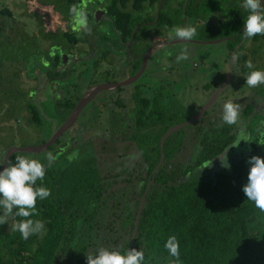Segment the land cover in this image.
<instances>
[{"label":"trees","instance_id":"16d2710c","mask_svg":"<svg viewBox=\"0 0 264 264\" xmlns=\"http://www.w3.org/2000/svg\"><path fill=\"white\" fill-rule=\"evenodd\" d=\"M81 1L64 0L69 9L79 6ZM105 2L114 27L128 41L137 25L157 19L161 0ZM144 2L156 12L155 16L145 10ZM189 4L184 12L192 18L193 8ZM168 7L166 4L158 14L157 25L165 31L176 25L172 23L174 20L170 18ZM6 13L7 10L2 11V14ZM140 13L146 17L142 19ZM242 15L240 12L231 17L229 32L218 38L239 32L247 18ZM236 19L238 23L234 26L232 22ZM205 28L211 29L209 25ZM260 37L258 34L253 38L258 40ZM243 53L242 49L237 53V65L244 73L246 59ZM253 90L264 98V85ZM137 91L139 107L132 111L135 118L132 117L133 129H130L137 133L136 137L144 140L145 145L133 146L124 130L128 127L125 123L130 121L121 124V119L113 115L111 118L116 117L115 121L112 120L115 134L104 139L103 136L93 138L99 141L92 151H87L83 143L62 149L58 160L56 158L55 163L47 168L43 181L38 180L36 185L51 190L47 199L37 200L39 215L30 217L44 222V234L33 235L25 241L10 227L22 218H10L8 224L0 225V264H75L74 261H79L75 256L77 247L82 244L81 248L87 249L92 240L99 248L118 249L126 254L142 197L150 182L152 186L132 248L144 252V264H170L175 259L164 247L171 236L179 242L182 264H264V212L248 201L242 192L251 167L248 159L252 156L264 158V106L255 113L257 104L249 100L240 122L233 126L222 123L221 118L219 121L211 118L210 114L217 110V105L212 106L204 119L168 138L164 146V163L154 173L162 157L164 135L173 126L187 120L180 123L163 121L164 99L160 100L156 93L150 94L143 89ZM75 105L76 101L69 102L58 105V109L65 108L68 116ZM121 106H125L124 103ZM29 110L31 120L40 118L41 113L33 105H29ZM155 115L158 119L154 118ZM152 136L157 138L154 143ZM109 140H114V148L121 145V149L111 151ZM237 143L239 146L234 147ZM225 152L230 167H222L221 161L213 165L212 161ZM16 155L23 154H14L11 162L15 163ZM118 210L121 212H115ZM81 211L84 215L79 214ZM101 215L103 220L95 222ZM86 224L89 231L97 232L94 238L88 239L84 235ZM116 224L117 235L110 236ZM109 226H112L109 233L103 234L101 230L109 229ZM98 238L97 243L95 239Z\"/></svg>","mask_w":264,"mask_h":264},{"label":"rangeland","instance_id":"374dc122","mask_svg":"<svg viewBox=\"0 0 264 264\" xmlns=\"http://www.w3.org/2000/svg\"><path fill=\"white\" fill-rule=\"evenodd\" d=\"M86 1L87 0H84L83 4L87 9L89 7H86ZM197 1L191 0L189 4L191 8H193V11H191L192 21L190 25L196 27L198 24L195 23L194 25V22H197V18H199L198 22H204L203 20L206 21L208 15L213 16L214 22H210L209 24V28L211 29L206 28V30L204 31L203 29V31L204 34H207L209 37H213L218 41V36H223L225 33L229 32L230 18L237 16V14H240L241 9L243 8V0ZM210 1H212V4H210ZM46 3L51 5H46ZM173 4L175 5L171 9L170 18L175 21L172 22L176 24L175 26H180L182 25L183 17L185 15L184 8L182 5H179L176 1H173ZM143 6L146 11L149 12L151 10L153 12V9H151L152 7H150L149 4L144 2ZM193 6H196L197 9ZM69 8L70 6L66 2H64V0H0V171L3 167L4 158L8 149L13 147L26 148L40 146L42 145V143L47 142L49 140L48 138L50 137V135H52L53 123L55 121H58L59 123L60 121L63 122L67 120L68 111L65 108L60 111H57L55 102H51L50 99V97H52L55 92L56 94L54 97L56 98L59 93V90H53V87L45 85V82H42L44 80L41 77L42 73L38 75V71H47L44 67V63L47 62L49 64L54 61L51 54L50 46H53L54 48L55 43L66 39L62 38L59 33H55V29L57 16H61L65 13V11L70 12ZM6 10H9L11 12L10 16L7 13L2 14V11ZM140 14H142V19L146 17V15H144L146 14L145 11L144 14ZM153 22L158 21L155 20ZM107 23L109 22L107 21ZM237 23V19L232 22L234 26ZM141 24H143V22H141ZM64 25H66L65 22ZM170 28H172V26ZM107 29H109L107 31L110 32V37L107 39L106 43L108 46L107 49H110L112 44L115 43V39L112 40L110 38H114L115 34L113 33L112 29ZM143 29V27H140V30L138 32L140 33V35L137 37L136 41L141 39L143 35ZM154 32L156 33V35H160L159 30L156 26H154L151 30V33ZM226 38L227 37H222L221 39ZM214 39L212 40L216 41ZM171 41L174 42L175 40H170L168 42L170 43ZM262 43L263 45H260L261 49H257L256 51V47L259 45V42L255 43L254 45H245L242 41V50L244 52L243 54L245 55L246 62L250 60L252 62L253 67L250 69L246 66V70L244 73L240 69L239 71L237 70L234 76L233 84L236 81L237 84L239 83V87L246 86L244 87V89L247 88L246 91H248V88H250L245 84V78L247 77V75L250 74L251 71H264V41ZM185 47L188 49L189 59L182 61L183 63L180 64L181 66L179 65L177 67L176 57ZM58 48L60 47L56 45V49ZM114 49L115 48H112V50L110 51L116 54ZM170 49L171 48L164 49V53L166 50L167 55L165 56V58H163V61L161 62V67L163 73H165V68H173L172 74H166L164 77L161 78V80L156 79L157 81L155 82V85H153V83L151 82L148 83L147 80L142 82L141 84L138 83L137 85H134V88L126 89L127 93L129 94L128 97H125L122 93H117L114 91L108 92L110 93V95H108L109 100L104 103H106L105 106L108 108L107 110L114 108V113L112 110V116L116 115V117H124V119L125 117L127 119H129V117L135 118L132 114V111L139 107V98H137V90L142 89L146 90L150 94L156 93L157 96H159L160 100L164 99L166 104L165 108L163 109L164 114L161 118H163V121L166 122L172 121L180 123L185 120H189L203 108L205 103H207L210 99L209 97L213 93H215V91H217V89H213L215 86L213 82L215 83L214 77L216 72L214 71L213 73H208V67L210 65H215L217 69H219V64L221 62L219 63L217 60L222 55L221 48H217L216 45H209L204 48L198 45L190 47L186 44V46L180 45V47L178 48L179 51H177L175 54L173 52H170ZM169 52L173 55L172 64L170 63L171 58ZM112 57H114V55L111 53V55L108 57L109 59L107 58V60L110 64V69L108 70L113 71H108L105 75L99 74V72L105 71L104 66L96 65L94 67V64L92 62V64L90 62L87 65L85 64L86 67H84L83 65H79L76 68V71L78 74L81 72L83 74H87L91 73L93 69L95 73L97 72L98 75H100V80H102V78L108 77L110 74L111 78H115V80L117 81L119 79V77L117 79L118 71L115 68V61L112 59ZM116 57H118V54ZM109 61H113V63ZM102 64L104 63L102 62ZM189 68L191 70H189ZM73 76H75V73H72V80H74V83L79 85V87L84 85V83L80 84L81 80L79 78H73ZM70 77L71 76L67 78ZM204 79L205 81L209 82V86H207L208 88H211L212 86V88L210 89L212 90L211 93L209 91H202L201 89H194L191 86L194 85L196 82L203 81ZM117 84H121V82ZM216 84L219 85V83ZM40 86H42V88L37 89V87ZM44 87L46 88L44 89ZM228 88L230 89V87ZM66 89L64 88L65 94L61 101L64 102L63 104L67 103V101H69V99H71L73 96V87H70L68 85ZM225 91L227 92L228 90ZM236 92L238 91L236 90ZM105 93L107 94V92ZM228 94L229 96H231V100L237 98V96L233 97L232 93ZM249 95L250 92L247 94V96ZM121 103H124L125 106H121ZM29 105H33L36 109L39 110V112L41 113L40 118H38L37 120H31L32 113L29 110ZM239 106L243 108V106ZM107 110H100L99 115L96 116L98 119L96 117L94 118L95 122H99V127L103 128L104 130L99 129V127H96V125L90 126V131L93 133L94 137L99 133L102 134L103 132L104 134L100 136L106 137L115 134V128L109 126L110 113ZM221 112L222 111H220V113ZM262 114L264 113L262 112ZM88 115L89 114L86 113V117ZM221 115L222 113L220 114V117ZM214 116L215 115L213 114L211 118H213ZM116 117H113L112 120H115ZM154 118L158 119V116L155 115ZM124 119L121 118V124H124L122 122V120ZM78 121L79 119L77 120V122ZM80 121H83V119H81ZM77 125L78 124H76V126ZM157 128H161V126L158 127L157 125ZM124 130L126 131L125 137H127L128 141L131 140L133 146L145 145V142L144 140H142L141 137H136V132H132L130 128H124ZM187 131L188 130H186L185 132ZM69 134L70 133H68L66 135V138L63 139V143L61 145L55 146L53 150H47L40 153L26 152L17 154H23L30 159H37L41 163L46 165L47 161L45 157L47 153L51 152L58 160L59 157L57 156L59 152H62L60 149L68 148V146H66V140H68L67 138H70V136H72V134ZM152 140V142L154 143V141H157V138L155 136H152ZM98 141V139H92L90 144L87 143L85 145V149L87 151H92V148H94V145L96 146ZM113 142L114 140H109L108 145H111V151L114 152L115 150L118 151L119 149H121V145L119 146L120 148L118 147V149L114 148ZM188 144V147L191 146L190 142ZM212 164L217 165L218 162ZM64 166H66V164H63V167ZM84 211H81L79 214L84 215ZM115 212L120 213L121 211L118 210ZM98 217L99 218H96L95 222H98V219L103 218L102 215ZM85 218L87 219V217ZM115 219L116 218H114V220ZM105 221L106 223H109V220ZM111 222H113V219H111ZM110 227L112 226H109V229L103 228L101 232H103V234L106 232L109 233ZM112 229L109 235L111 236L112 234L114 235V237H116L118 225L116 224ZM83 233L88 237V239H91L94 238V233L97 232L92 233L91 231H89V225L86 224ZM95 241L98 243L99 238L95 239ZM93 243V240L90 241L88 244L89 247L87 249L81 248L83 247L82 244L80 245L81 247H77V253L75 254V256L80 262L74 261L75 264L77 262H79L78 264H87L86 255L89 253H95L96 250L99 249V246L93 245ZM63 260L68 261L65 258Z\"/></svg>","mask_w":264,"mask_h":264},{"label":"flooded vegetation","instance_id":"af4514ba","mask_svg":"<svg viewBox=\"0 0 264 264\" xmlns=\"http://www.w3.org/2000/svg\"><path fill=\"white\" fill-rule=\"evenodd\" d=\"M163 1L167 2L166 4H167V6H169L168 7L169 9L173 8L172 7L173 1L179 2L178 0H163ZM86 2H87L86 7H89V8H87V9L85 8V6L83 4L84 0H82L80 5L78 6V10L84 11L86 13L87 24H88V28L90 29V32H87L82 28L77 30V31H74L73 30V24H72V16L70 15V12L65 11V13L62 14L61 16H57L56 29H55L56 32L55 31L54 32L57 34L59 33L62 38H66V39L61 40L62 42L59 41V42L55 43L54 48H53V46H50L51 54H52L54 61H52L49 64L47 62L44 63V65H45L44 67L46 68V70L48 72L47 71H45V72L38 71V75H40V73H42L41 77H42V79H44L42 82H45V85L53 87V90H55V89L59 90V93L56 96V98L54 97L56 92L52 95V97H50L51 102H53V101L55 102V105L57 107V111L64 109V108L58 109V105H64L63 104L64 102H61L63 97H64V94H65L64 88L66 89V87L68 85L70 87H73V96L65 104H69V102L76 101V105L72 109L71 113L67 116V119L72 115L75 108L78 106L80 100L83 99V97L88 92H90L92 89H94L95 87L100 86L103 83H108V84H117L119 82L122 83V82H125L127 80H131L133 77H135L137 74H139L141 72V69L143 66L142 64H144V60H145V59H143V57L145 58V56H147L146 53H147L148 49L150 48V46H149V48L145 50L144 54H140V55L135 54V49L138 46V41H136V37H137V35H140V33H138V34H136V37L134 39L135 45H133L132 49H130V42L132 41V38L134 36L136 29L138 28V30H139L141 24H139L135 27V30L133 32L132 37L130 39H128V41H125L123 34L121 32H118L113 25L112 18L107 12L105 0H87ZM174 5L175 4H173V6ZM164 6L163 7L160 6V3L158 5V10H157V16L158 17L156 19L157 21H159V18H160L158 14L161 12V10L164 8ZM262 6H264V1L262 3ZM166 11H168V9ZM148 13H149V15H151L153 17V16H155L156 12H154V10H153L152 13L150 11ZM7 14L10 16L11 12L9 10H7ZM209 20L213 21V17ZM107 21L109 23H107ZM64 22L66 25H64ZM207 23H208V21L203 22L204 25H208ZM157 24H158V22H151V23H147V24L142 25L144 28L143 32L145 35L144 40L146 39V41H150V39H152L151 30L154 26H156L158 28V30H160V31L162 30V27H160ZM197 24H198L197 25L198 29L199 28L202 29L203 24L201 25L198 22H197ZM107 28L112 29L113 33L115 34L114 38H110L112 40L115 39V41H114L115 43H113L112 46L110 43L111 47H110V49L108 48L109 50L107 49L108 46H107L106 42H107V39L110 37V32L107 31V30H109ZM155 42H157V41H155ZM157 43L159 44V43H161V41L157 42ZM56 45H58V47H60V48L56 49ZM112 48H115L114 51L116 54H114L113 52L110 51V50H112ZM118 48L120 50H118ZM139 49L142 51L143 48L140 47ZM161 50H163V48ZM111 53L114 55V57H112V59L115 61V68L118 71L117 72L118 73L117 79H118V77H119V79L116 81L115 78H111V75L109 74L108 77L102 78V80H100V75L101 74L105 75L109 71L108 69H110V67H109L110 64L108 63L107 58L111 55ZM117 54H118V57H116ZM56 62H57V64H56ZM89 62L90 63L92 62L94 64V67L96 65H103L105 71L99 72L100 75H98L97 72L95 73L93 69H92L91 73L83 74L81 72L78 74L76 71L77 70L76 68L79 65H83L84 67H86L85 64L87 65ZM102 62L104 64H102ZM109 62L113 63V61H109ZM182 63L183 62H181V64ZM195 66H196V64H195ZM135 68L136 69L138 68V69L135 71L134 70ZM189 70H191V69L189 68ZM112 71H109V72H112ZM171 72H173V70H171ZM72 73H75V76H73V78L76 77V78H79L81 80L80 84L84 83V85L82 84L83 86L79 87V85H77L76 83L73 82L74 80H72ZM169 74H171V73H169ZM69 76H71V77L67 78ZM138 81H136L135 83L128 84L124 87L126 89L134 88V85H137L138 83H140ZM38 84H39V82H38ZM41 88H42V86L37 87V89H41ZM45 88L46 87H44V89ZM125 88L119 87L117 89H113L110 91L122 93V94H124L125 97H128L129 94L127 93V90ZM122 89L124 91H122ZM106 92H107V94L105 93V91L104 92L102 91L96 95H93L91 98L87 97L88 100H87L85 106L79 112V114H78L75 122L73 123V125L67 131H65L57 139L55 144L51 147L61 145L63 143V139L66 138V135L68 133L72 134V136H70V138H67L68 140H66L67 141L66 146H69V147L73 146V145L74 146L79 145V144L81 145V143H83L84 145H86L87 143L90 144L91 140L93 138H96L97 136L100 137V135L104 134V132L102 134L99 133L98 135H96L94 137L93 133L90 131V126L96 125V127L97 126L99 127V122H95L94 118L99 115L100 110L105 111L108 109L105 106L106 103H104V102H107L109 100L108 95H110V93H108V91H106ZM211 96L209 98H211ZM77 97H78V100H76ZM119 98H121V97H119ZM119 98H118V100H119ZM102 100H103V103H102ZM217 104L218 103H215L213 106H216ZM205 105H206V103H205ZM100 108H102V109H100ZM112 110H113V108L107 110L110 113L109 126L115 128L113 125L112 118H111L112 114H113ZM86 113L89 114L87 117H86ZM206 113H205V115H206ZM125 115H126V113H125ZM125 115H123V116H125ZM121 118L124 119V117H121ZM78 119H79V121L77 122ZM81 119H83V121H80ZM122 121L123 122L130 121L129 123H125V127L127 124L128 129L129 128L133 129V118L129 117V119H127L125 117V119ZM65 122H66V120L63 122L60 121L59 123H58V121H55L53 123V129H52L53 132H52V135H50V137L48 138L49 140L47 142H49L53 138L54 134L64 125ZM93 123H96V124H93ZM76 124H78V125L76 126ZM99 129L104 130L101 127H99ZM106 137H109V136H106ZM106 137L103 136V139ZM47 142L42 143V145L46 144ZM51 147H49L48 150H50ZM62 149H60V150H62ZM66 149L67 148H64L63 150H66ZM51 150H53V149H51ZM219 161H221V160H219ZM1 234H2V232H1V228H0V252H1V247H2L1 246V236H2Z\"/></svg>","mask_w":264,"mask_h":264},{"label":"clouds","instance_id":"9594fccd","mask_svg":"<svg viewBox=\"0 0 264 264\" xmlns=\"http://www.w3.org/2000/svg\"><path fill=\"white\" fill-rule=\"evenodd\" d=\"M242 7L249 13L243 21L242 35L245 39H251L256 35H264V6L261 0H243ZM72 16L73 30L84 29L90 32L87 24V16L84 11L78 10V6L70 9ZM197 34L195 27L188 25L173 26L168 32L169 40L189 42ZM189 59L188 49L185 47L177 55V63ZM235 60L236 57L234 56ZM248 68H252V62H246ZM245 84L250 87L264 85V72L251 71L245 78ZM221 121L229 126L237 125L240 122V106L228 101L223 105ZM237 143L234 147H238ZM47 165L37 159H30L25 155H16L15 163L9 161L7 167L0 171V225L8 224L10 218L20 217L22 219L14 222L10 227L18 231L21 238L27 241L33 235L44 234V222L34 220L30 217L39 215L37 211V200L47 199L51 190L43 186H36L37 181H43L47 168H50L56 160L51 153L46 154ZM251 165L248 171L247 183L243 186L242 192L247 200L255 207L264 212V158L252 156L247 161ZM222 167H230L226 155L221 159ZM170 257L175 259L170 264H182L180 261L179 242L175 236L168 238L164 245ZM144 252L136 249L128 250L122 254L118 249L108 250L100 247L95 253L86 255L87 264H144Z\"/></svg>","mask_w":264,"mask_h":264},{"label":"crops","instance_id":"0c3cea01","mask_svg":"<svg viewBox=\"0 0 264 264\" xmlns=\"http://www.w3.org/2000/svg\"><path fill=\"white\" fill-rule=\"evenodd\" d=\"M201 1H205V0H201ZM190 2H191V0H179L178 4L182 5L183 8H184V11H186V9H187L186 7H187V5ZM166 3H167L166 1L163 2L162 3V7ZM172 7H173V4H172ZM150 12L152 13L151 10H150ZM240 12L243 14L242 16L244 18L247 17V14H249L244 8H242ZM169 14L171 15V12ZM212 17L213 16H211V15H209L207 17L206 21H208V23H207L208 25L210 24V22H213V21L209 20ZM223 17H226V16H223ZM189 18L185 14L184 17H183L182 25H180V26L186 27V26L190 25L192 20H191V18L190 19ZM195 20H196V18H195ZM198 20H197V22H198ZM213 20H214V18H213ZM206 21H204V22H206ZM197 22H194V25ZM198 23H200L201 25L203 24V22H200V21ZM142 25L143 24H141L140 27H143ZM205 26H207V25L203 24L202 25V29L201 28L198 29V27L196 26L197 27V34H196V36L194 37V39L192 41L184 42V41L175 40L174 42L171 41V42H173L172 45H165L164 44L165 42L170 41L168 39L169 29H168V31H164V29H162L161 31L159 30L160 35H156L155 32L152 33V39H150V41H146V39L144 40L145 35H144V32L142 31L143 35H142L141 39L138 40V46L135 49V54H139V55L140 54H144L145 50L148 49L149 46H150V48L148 49V51L146 53L147 54L146 62L144 64L143 70H141L142 74L140 75V77L138 79L139 81L138 80L137 81L140 82L139 84H141L142 82L148 80V83L151 82V83H153V85H155V82L157 81L156 79L161 80L162 77H164L166 74L170 73L171 70H173V68H165V73H163V71H162V67H161V62L163 61L162 58L163 57L165 58V56L167 55V51L166 50H165V53H164V49L165 48H167V49L171 48L170 52H173L175 54L177 51H179L178 48L180 47V45L186 46V44H187L190 47L194 46V45L195 46L198 45V46H202V48L207 47L209 45H216L217 48H221V54H222L221 57H220L221 61H220V58L217 60L219 63L220 62L221 63L219 64V69H217V67L215 65H210L208 67V73H213L214 71L216 72L215 77H214L215 83L213 82V84H215V86H214L213 89H217V91L219 89H221V87H224V89H223L222 92H220L218 94V96L216 98V102L215 103H218L217 104V110L214 113H212L211 116L214 114L215 115L213 117L214 120L217 119L219 121L220 120L219 118H221L220 114L222 113V112L220 113V111H222L223 105L226 102L231 101V102H233V103H235L237 105L243 106V108L240 107L241 108L240 109V118H241V114H242V112H243V110L245 108L244 106L251 99H252L251 101H253L254 104H255V102L257 104V108H256L255 113L260 112L262 107L264 106V98H262L261 96H257L258 93L255 90H253L254 88H248L249 90L246 91L247 88L244 89V87H246V86L239 87L238 86L239 83L237 84L236 81H235V83L233 84V81H234V76H235L237 70L239 71V69H240V65H238V68H237V53L243 47L242 41H243V43L245 45H250V44L254 45L255 43L259 42V45L256 47V50L257 49L259 50V49H261L260 45H263L262 42L264 41V36L260 35L261 37L258 38V40H255L254 38L245 39L243 37V35H242L243 28H241L239 30V32H237L235 34L234 33L230 34L229 36H225V37H227L226 39L217 38V39H219V41H218V40L214 39L213 37H209L207 34L206 35L204 34V31L206 30ZM203 29H204V31H203ZM139 30H140V28H139ZM139 30L137 31L136 34H138ZM233 31H234V29H232V32ZM138 36L139 35H137V37ZM137 37H136V39H137ZM240 37H242V39H240ZM212 39H214L216 41H213ZM155 41H157V42L161 41V43L158 44ZM134 42L135 41H133V43L130 42V45L132 44V47H133V45H135ZM132 47H130V49H132ZM140 47L143 48L142 51L139 49ZM162 48H163V50H161ZM118 50H120V49L118 48ZM170 52H169V55H170V58H171L170 63L172 64L173 55H172V53L170 54ZM212 56H215V55H212ZM234 56L236 57L235 60L233 59ZM181 62L176 63V66L178 67L181 64ZM231 70H232V72H231ZM171 74H172V72H171ZM151 80H153V81H151ZM216 83H219V85H217ZM208 84H209V82L205 81V79H204L203 81L196 82L194 85H191V86L194 89H198V90L201 89L202 91H205V92L209 91L211 93L212 90H210V89L212 88V86H211V88H208L207 87V86H209ZM104 85H108V83H103L102 86H104ZM228 87H230V89ZM225 90H228L229 91V92L227 91L228 93H232L233 97L237 96V98L234 99V100H231L230 99L231 96H229V94ZM236 90L238 92H236ZM104 91L105 92L106 91L109 92L110 90L105 89ZM100 92H102V91H100ZM249 92H250V95L247 96V94ZM210 93H209V95H210ZM253 116L249 119L248 123L251 122Z\"/></svg>","mask_w":264,"mask_h":264},{"label":"water","instance_id":"95a60500","mask_svg":"<svg viewBox=\"0 0 264 264\" xmlns=\"http://www.w3.org/2000/svg\"><path fill=\"white\" fill-rule=\"evenodd\" d=\"M263 1L264 0H261V5H262ZM163 2L164 1L162 0L160 6H162V3ZM137 30H138V28L136 29V31L134 33V36H133L132 41H131L132 43H133V41H134V39L136 37ZM164 44L165 45H172L173 42H170V43L169 42H165ZM130 47H132V44L130 45ZM143 59H145L144 60V64H145V62H146V56H145V58L143 57ZM144 64H143L141 70H143ZM231 72H232V70H231ZM141 74L142 73L140 72L135 77H133L131 80H127L125 82H122L121 84H108V85H104V86L100 85V86H97L94 89H92L90 92H88L83 97V99L80 100L78 106L75 108V110L72 113V115L66 120V122L64 123V125L54 134L53 138L49 142H47L44 145L36 146V147H26V148L13 147V148L8 149L7 150V153H6V156L4 158L3 167H2V170L1 171H3V168L4 167H7V163L10 161L11 157L14 154H17V153H26V152L27 153L28 152H30V153H40V152H44V151L48 150L49 147L53 146L55 144V142L57 141V139L65 131H67L73 125V123L75 122V120H76L79 112L85 106V104H86V102L88 100L87 97H90L91 98L93 95H96L100 91H104L105 89H107V90H113V89H117L119 87H124V86H126L128 84L134 83L135 81H137L139 79V77H140ZM223 89H224V87H221V89H219L218 91H216L211 96V98L208 100V102L206 103V105H204L203 108L196 115H194L192 118H190L189 120H187L184 123H181V124H178V125L173 126L172 128H170L167 131V133L164 135V137H163V139L161 141L162 157H161V160H160L157 168L155 169L154 173H157L158 170L161 168V166L164 163V160H165L164 146H165V143L168 140V138L170 136H172L174 133H176L177 131H179L181 129H184V128H186V127H188V126H190L192 124H195V123L199 122L200 120L204 119L205 113L215 104L216 98H217L218 94L220 92H222ZM224 155H226V152L223 153L220 157H218L215 160H213L212 163H214V164L217 163L219 160H221L223 158ZM151 186H152V182L149 183L148 188H147L146 192L144 193V195L142 197V201H141V204H140V207H139V210H138V213H137V217H136L134 232L132 234L131 243H130V247H129L128 250H131L133 248V245H134V242H135V239H136V236H137L138 228H139V223H140L142 211L144 209V206H145V203H146V199H147V195H148V192H149Z\"/></svg>","mask_w":264,"mask_h":264}]
</instances>
